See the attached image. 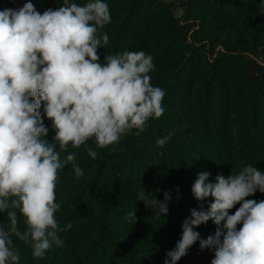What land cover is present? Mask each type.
Segmentation results:
<instances>
[{"label":"trees","instance_id":"obj_1","mask_svg":"<svg viewBox=\"0 0 264 264\" xmlns=\"http://www.w3.org/2000/svg\"><path fill=\"white\" fill-rule=\"evenodd\" d=\"M28 2L42 14L63 0H26L18 8L0 0V10ZM72 2L83 6L88 0ZM105 2L111 22L101 30L109 36V44L98 50L101 61L126 50L151 55L149 75L152 85L165 91V111L150 118L139 136L128 134L118 144L101 149L93 138L79 148L69 146L84 176L77 179L71 165L58 170L55 194L61 206L55 218L61 228L72 225L59 233L64 246L35 258L31 246L13 236L19 264H164L181 237L182 222L199 207L191 191L199 172H209L210 182L247 164L264 172V61L258 60L264 56V0ZM177 8L180 18L174 15ZM39 111L51 139L55 131L43 103ZM168 133L171 139L158 148L155 139ZM89 148L97 152L95 159ZM142 188L160 201L164 191L171 193L165 218L157 219L152 208L137 202ZM247 199L264 200V193ZM211 202L209 197L204 208ZM135 208L132 225L124 217ZM0 226L9 227L5 212ZM215 228L209 221L195 231L206 239ZM213 258L214 251L201 250L197 241L177 264H211Z\"/></svg>","mask_w":264,"mask_h":264},{"label":"clouds","instance_id":"obj_2","mask_svg":"<svg viewBox=\"0 0 264 264\" xmlns=\"http://www.w3.org/2000/svg\"><path fill=\"white\" fill-rule=\"evenodd\" d=\"M110 22L105 0L83 6L63 0L42 14L31 2L0 10V212L9 222L7 228L0 226V264L20 262L13 236L30 245L35 258L64 246L59 233L72 225L61 228L55 218L61 206L55 194L58 170L71 165L77 179L84 176L69 146L79 148L93 138L101 149L118 144L128 134L139 136L150 118L165 111V91L151 83V55L126 50L101 61L98 50L109 44L101 30ZM42 103L55 131L51 139L39 111ZM172 135L157 137L156 146L163 148ZM61 152L67 153L63 159ZM88 155L95 159L98 154L89 148ZM210 175L197 174L191 191L199 207L182 222L181 237L164 264H177L197 241L201 250L214 251L211 264H264V200L247 199L264 193V172L247 164L227 177L217 175L215 182ZM163 195L160 201L142 188L137 202L152 208L157 219L165 218L172 196ZM136 210L124 217L132 225ZM209 221L215 232L201 238L195 229Z\"/></svg>","mask_w":264,"mask_h":264},{"label":"rangeland","instance_id":"obj_3","mask_svg":"<svg viewBox=\"0 0 264 264\" xmlns=\"http://www.w3.org/2000/svg\"><path fill=\"white\" fill-rule=\"evenodd\" d=\"M162 1H165V2H175V3H179L181 0H162ZM24 2H26V0H11V5L15 8H18L20 7ZM174 15L176 17H182V11L181 9L177 8L175 11H174ZM258 60L260 62L264 61V56H260L258 58Z\"/></svg>","mask_w":264,"mask_h":264}]
</instances>
